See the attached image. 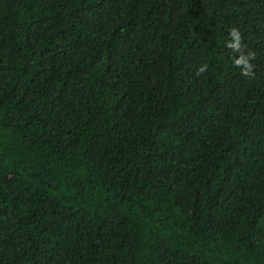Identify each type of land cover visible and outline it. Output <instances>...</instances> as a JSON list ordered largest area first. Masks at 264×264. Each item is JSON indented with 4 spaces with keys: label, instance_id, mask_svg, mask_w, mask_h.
Returning <instances> with one entry per match:
<instances>
[{
    "label": "trees",
    "instance_id": "1",
    "mask_svg": "<svg viewBox=\"0 0 264 264\" xmlns=\"http://www.w3.org/2000/svg\"><path fill=\"white\" fill-rule=\"evenodd\" d=\"M0 264H264V0H0Z\"/></svg>",
    "mask_w": 264,
    "mask_h": 264
},
{
    "label": "clouds",
    "instance_id": "2",
    "mask_svg": "<svg viewBox=\"0 0 264 264\" xmlns=\"http://www.w3.org/2000/svg\"><path fill=\"white\" fill-rule=\"evenodd\" d=\"M228 40L226 41L225 47L230 49L234 54L232 56V63L235 67L239 68L241 75L249 79L255 77V65L252 63L256 59L254 51L247 50V45L244 43V38L237 27L229 29ZM208 70V65L203 64L199 67L197 74H203Z\"/></svg>",
    "mask_w": 264,
    "mask_h": 264
}]
</instances>
